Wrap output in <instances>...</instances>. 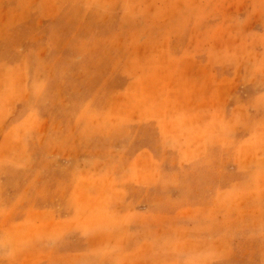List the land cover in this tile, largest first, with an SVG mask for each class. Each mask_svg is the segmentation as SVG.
Returning a JSON list of instances; mask_svg holds the SVG:
<instances>
[{"label": "rangeland", "instance_id": "obj_1", "mask_svg": "<svg viewBox=\"0 0 264 264\" xmlns=\"http://www.w3.org/2000/svg\"><path fill=\"white\" fill-rule=\"evenodd\" d=\"M0 264H264V0H0Z\"/></svg>", "mask_w": 264, "mask_h": 264}, {"label": "crops", "instance_id": "obj_2", "mask_svg": "<svg viewBox=\"0 0 264 264\" xmlns=\"http://www.w3.org/2000/svg\"><path fill=\"white\" fill-rule=\"evenodd\" d=\"M144 19H145L144 14L138 13L136 15H133L130 19L125 21L123 27H121L120 30L117 31L119 33L122 32L121 33L122 36H125L126 33L129 34L130 31L132 32L131 34L133 35V37H129V38L127 37L126 42H124L123 38L122 40L120 39L121 45L123 49L125 50L124 57L127 63L129 64L136 63L138 65H142L141 58L144 55L143 49L141 50V49H138L137 47L133 48L130 40L139 36V34H142V31L140 32V30L144 28V26L142 25L143 23L142 21H144ZM138 50H140V52H138Z\"/></svg>", "mask_w": 264, "mask_h": 264}]
</instances>
